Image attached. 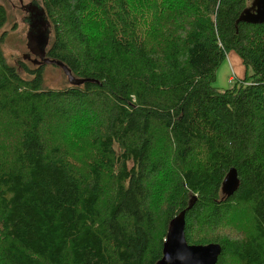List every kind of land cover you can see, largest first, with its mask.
<instances>
[{
	"label": "trees",
	"instance_id": "trees-1",
	"mask_svg": "<svg viewBox=\"0 0 264 264\" xmlns=\"http://www.w3.org/2000/svg\"><path fill=\"white\" fill-rule=\"evenodd\" d=\"M253 1L42 0L48 56L79 80L65 87L8 61L0 4V264H157L184 209L188 243L222 246L216 264H264V20L240 19ZM231 50L247 72L226 88Z\"/></svg>",
	"mask_w": 264,
	"mask_h": 264
},
{
	"label": "water",
	"instance_id": "water-1",
	"mask_svg": "<svg viewBox=\"0 0 264 264\" xmlns=\"http://www.w3.org/2000/svg\"><path fill=\"white\" fill-rule=\"evenodd\" d=\"M28 8H30V6H28ZM36 11L38 16H41L39 19L41 20V22L39 23L44 22L45 24H47V27H43L41 31H37L36 33H32L31 35L29 34L31 40L34 38L35 43L31 44V46L33 45L35 48H37L36 50H34L35 53H38L40 57L38 58V61L36 63H40V65L47 62H49V64L57 63L61 65L67 75L70 76L71 82H78L79 80L75 75L72 74V69L69 66H67L65 63L63 64V62L49 58L46 46H42L39 44L40 42L38 38L42 34H45L46 36L49 35L51 23L47 21L43 8L38 5L36 6ZM32 16L33 13L31 16L29 15L27 17V20H30ZM240 19L250 21L251 23L263 21L264 0H254L251 7H246V9L241 12ZM85 80L86 78H82V81ZM236 172V168L231 167L229 173H227L225 176L222 191L227 194H231L234 191V187L238 185ZM185 212L186 210L184 209L180 211L177 216L175 215L170 219L171 221L167 230V239L163 245L164 255L157 261V264H216L218 260L217 258L221 254L222 246L217 244V242H209L207 244L188 243L186 234L184 233L186 222V220L184 219Z\"/></svg>",
	"mask_w": 264,
	"mask_h": 264
},
{
	"label": "rangeland",
	"instance_id": "rangeland-1",
	"mask_svg": "<svg viewBox=\"0 0 264 264\" xmlns=\"http://www.w3.org/2000/svg\"><path fill=\"white\" fill-rule=\"evenodd\" d=\"M42 3V0H0V4H4L6 9L9 11V17L7 24L1 30L5 32L3 49L6 51L8 56V61L18 62L19 60H25L32 66L37 67L38 63H33L27 59L26 54L34 52L33 46H29L31 38L28 35V30H30V24L27 22L26 17L32 14L31 8H26L28 6H38V3ZM53 29V28H52ZM51 34L53 31L50 30L49 35L46 36L42 34L38 40L40 45L49 46L51 43ZM228 57L223 61L218 67L217 78L214 83L221 87H226L231 85L228 77L232 74L230 68H228ZM44 71L43 76L45 77V86L50 87H65L71 83L70 76L67 75L63 67L55 63H43ZM27 76H31L30 73L25 71Z\"/></svg>",
	"mask_w": 264,
	"mask_h": 264
},
{
	"label": "flooded vegetation",
	"instance_id": "flooded-vegetation-1",
	"mask_svg": "<svg viewBox=\"0 0 264 264\" xmlns=\"http://www.w3.org/2000/svg\"><path fill=\"white\" fill-rule=\"evenodd\" d=\"M27 8H28V6L26 5V8L25 9H27ZM30 8H32L34 10V14H33V16L31 17L30 20H27V17L29 15L26 17L27 22H29V24H30V30H28V35L29 34L31 35L32 33H36L37 31H41L43 29V27H47V24H45L43 22V19H42V22L43 23H39V22H41V20H39L41 16H38L37 11H36V6H34V7L31 6ZM50 29H51V24H50ZM31 44H35L34 43V38L31 40L30 44H28V45L31 46ZM32 48L35 49V50L37 49L34 46ZM35 50H34V52H35ZM38 58H40L38 53H32V52H30V56H29V53L27 54V59L29 61H32L33 63H36L38 61ZM38 64H40V63H38Z\"/></svg>",
	"mask_w": 264,
	"mask_h": 264
},
{
	"label": "crops",
	"instance_id": "crops-1",
	"mask_svg": "<svg viewBox=\"0 0 264 264\" xmlns=\"http://www.w3.org/2000/svg\"><path fill=\"white\" fill-rule=\"evenodd\" d=\"M227 57H228V63H227L228 68H230L231 71L233 70L235 72L236 77H239L240 79H241V77H244L245 73L247 72V68L243 64L244 61H243L242 57L239 56L233 50H231L227 53Z\"/></svg>",
	"mask_w": 264,
	"mask_h": 264
},
{
	"label": "bare ground",
	"instance_id": "bare-ground-1",
	"mask_svg": "<svg viewBox=\"0 0 264 264\" xmlns=\"http://www.w3.org/2000/svg\"><path fill=\"white\" fill-rule=\"evenodd\" d=\"M220 257V256H219Z\"/></svg>",
	"mask_w": 264,
	"mask_h": 264
}]
</instances>
